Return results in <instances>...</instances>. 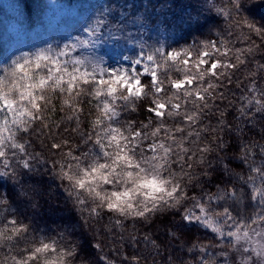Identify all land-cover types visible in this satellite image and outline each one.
<instances>
[{
    "label": "snow or ice",
    "instance_id": "6c2138e0",
    "mask_svg": "<svg viewBox=\"0 0 264 264\" xmlns=\"http://www.w3.org/2000/svg\"><path fill=\"white\" fill-rule=\"evenodd\" d=\"M149 6L140 13L135 0H109L92 15L93 5L58 51L0 68V264H116L99 231L71 239V216L55 234L25 222L42 206L44 191L26 187L38 175L42 187L56 183L79 221L109 235L127 221L137 231L160 221L159 243L151 231L142 241L129 234L157 255L203 229L219 264H264V0H163L172 11L153 24ZM161 25L176 47L159 38ZM215 25L224 27L198 38ZM244 81L232 123L228 92ZM258 117L256 139L248 133ZM209 247L191 244L196 264H217Z\"/></svg>",
    "mask_w": 264,
    "mask_h": 264
},
{
    "label": "trees",
    "instance_id": "16d2710c",
    "mask_svg": "<svg viewBox=\"0 0 264 264\" xmlns=\"http://www.w3.org/2000/svg\"><path fill=\"white\" fill-rule=\"evenodd\" d=\"M108 2L109 0H44L41 13L37 15V18H35L28 27H24L27 31L26 35L18 41L13 40L14 45L12 46V50L7 48L5 51H2L3 54H0V56H2V58H0V68L7 67L11 64L13 59L22 55L34 57L38 53L47 52L50 48L53 53H55L59 48H62L64 44L70 42L68 33L71 32L72 36L80 34L79 29L73 31V28H76L79 22L83 21L85 25L89 22L88 20H84L85 13H83V10H87L93 5H96V7L91 10L92 15H95L99 8L108 4ZM118 2L122 3L123 0H118ZM135 2L141 5L139 12L144 13V4L147 3V0H135ZM161 3H163V0H151V4L155 5V8L149 6L148 12H154L156 16L155 19L149 21L150 24L155 23L156 19H161L163 14L171 13V9H160ZM26 4L25 0H0L3 18L8 17L9 20H14L17 25H20L19 21H17L20 19L19 14L24 12L25 16L28 15ZM175 6L178 8L179 5L177 4ZM145 14L147 15V13ZM209 27L212 28V31L209 32L208 28H206L204 30V35L199 36V39H206L209 35L214 36L215 32L224 26L215 25ZM149 35L152 36V39L149 40L148 43H154L157 33H149ZM159 38L166 43H171L173 47L177 46L175 41L168 35V28L166 26L161 25ZM189 42H191V37L189 38ZM183 43L184 42L181 41V44ZM84 54L87 53L85 52ZM76 55L77 53H73V56ZM243 76L244 74L241 73V80H243ZM260 83L264 86V81ZM246 84L247 82L244 81L239 88L235 83L230 86L228 95L229 99L233 101V106L228 108L229 115L227 116V120L229 122L237 123V121H235V108L239 107L240 98L247 95V93L243 91ZM85 111H88L87 107ZM57 115H62V113H58ZM260 123L258 117L254 131L248 133L249 137L259 139V134L261 132ZM241 126L243 127V125ZM69 127H72V125H69ZM83 127L86 129L87 125L85 124ZM80 147L83 148L85 145L81 144ZM34 149L43 151L39 140H35ZM43 167L44 166H41V171H43ZM39 179H41L39 175L27 178L28 183L26 187L29 188V190L35 187L38 191H44V196L40 201L42 206L37 210L38 215L33 217L31 215V210H29V216L25 222L33 224V226L39 228L43 232L55 234L61 231L67 224L69 216H71L72 222L77 225L76 235L71 237V239H79L82 243L85 238L89 240L93 238V229L99 231V239L104 248V253L109 255L116 264H121L123 256H132L133 254H137L144 258L142 264H196L200 253L197 250L190 251L192 243L209 245L210 254L215 256L217 264H219L220 257L216 254L219 253L221 249L214 247V242L210 240L203 229L200 231L194 229L189 237L176 242H169L170 246L167 249L162 246L160 254L157 255L156 252L151 249V246L143 242L138 241L134 244L129 234L137 235L142 241L143 233L151 231L152 238L156 239L159 243L163 240V226L160 221L156 222V227L154 229L150 230L149 228H143L139 231H137L139 226L133 228V222L127 221V227L123 233L117 229H113L112 234L109 235L101 224L90 227L82 221H79V213L71 203L66 201L64 193L57 188L56 183H53L51 187H48L47 184L42 187L35 183V181ZM43 179L47 181L48 176H43ZM212 190L215 191V188ZM195 191L199 192L200 190L196 189ZM37 198L39 199V197ZM20 207L21 211H24L23 205ZM103 223H108L107 217H105ZM121 234L125 237L124 240L120 239ZM112 249H118V251L113 252ZM170 256L172 257L171 262L168 259ZM96 259H99V254H97ZM124 264H127V262L125 261Z\"/></svg>",
    "mask_w": 264,
    "mask_h": 264
},
{
    "label": "rangeland",
    "instance_id": "374dc122",
    "mask_svg": "<svg viewBox=\"0 0 264 264\" xmlns=\"http://www.w3.org/2000/svg\"><path fill=\"white\" fill-rule=\"evenodd\" d=\"M26 1V9L28 11V15L25 16V13L22 12L20 15L19 21L20 25H17L16 21L9 20L8 17L3 18L2 8L0 6V54L2 51H5L7 48L12 50L13 40H19L24 35H26L27 31L24 27H28L31 22L37 18V15L41 13L42 6L44 4V0H25ZM17 44V42H16ZM15 44V45H16ZM3 54V53H2ZM108 54L112 55V50H108ZM130 54V53H128ZM2 58V56H0Z\"/></svg>",
    "mask_w": 264,
    "mask_h": 264
}]
</instances>
